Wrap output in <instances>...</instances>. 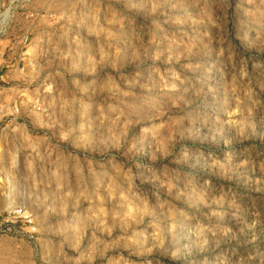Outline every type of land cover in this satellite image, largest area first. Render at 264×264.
Masks as SVG:
<instances>
[{
    "label": "rangeland",
    "instance_id": "rangeland-1",
    "mask_svg": "<svg viewBox=\"0 0 264 264\" xmlns=\"http://www.w3.org/2000/svg\"><path fill=\"white\" fill-rule=\"evenodd\" d=\"M0 109V264H264V0H0Z\"/></svg>",
    "mask_w": 264,
    "mask_h": 264
},
{
    "label": "built area",
    "instance_id": "built-area-1",
    "mask_svg": "<svg viewBox=\"0 0 264 264\" xmlns=\"http://www.w3.org/2000/svg\"><path fill=\"white\" fill-rule=\"evenodd\" d=\"M1 111V109H0ZM26 217L24 216V213H21V210H17L16 212H14L13 214V220H20V219H25ZM4 222H13L11 219L7 218L4 220ZM4 234V233H2Z\"/></svg>",
    "mask_w": 264,
    "mask_h": 264
},
{
    "label": "crops",
    "instance_id": "crops-1",
    "mask_svg": "<svg viewBox=\"0 0 264 264\" xmlns=\"http://www.w3.org/2000/svg\"><path fill=\"white\" fill-rule=\"evenodd\" d=\"M2 207V206H1ZM1 207H0V214H3V211L5 210V209H1Z\"/></svg>",
    "mask_w": 264,
    "mask_h": 264
}]
</instances>
